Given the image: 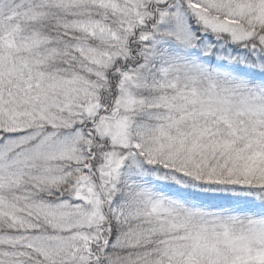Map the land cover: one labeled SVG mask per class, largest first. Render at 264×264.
Returning <instances> with one entry per match:
<instances>
[{
    "label": "snow or ice",
    "instance_id": "snow-or-ice-1",
    "mask_svg": "<svg viewBox=\"0 0 264 264\" xmlns=\"http://www.w3.org/2000/svg\"><path fill=\"white\" fill-rule=\"evenodd\" d=\"M0 264H264V0H0Z\"/></svg>",
    "mask_w": 264,
    "mask_h": 264
}]
</instances>
